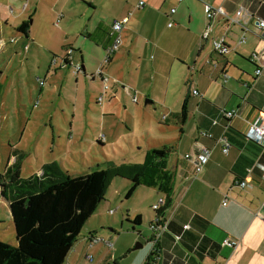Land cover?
Listing matches in <instances>:
<instances>
[{
  "label": "crops",
  "instance_id": "1",
  "mask_svg": "<svg viewBox=\"0 0 264 264\" xmlns=\"http://www.w3.org/2000/svg\"><path fill=\"white\" fill-rule=\"evenodd\" d=\"M139 1L143 6L136 8ZM206 5L221 7L231 17L242 7L252 18L243 27L218 15L208 22ZM129 14L121 45L104 67L113 93L105 94L110 106L101 109V117L111 115V99L120 91L131 102L136 97L132 104L141 96L144 105L167 112L180 132L172 166L168 167L173 155L166 154L167 142L151 149L165 152L173 190L162 216L167 228L150 264H264V148L246 136L250 123L258 117L264 121V30L256 26V20L264 21V0H0V112L8 95L14 104L21 95L22 83L15 74L21 70L15 63L22 58L32 60L43 73L42 80L36 79L42 93L49 86L65 98L72 86L74 90L84 86L86 92L97 90L100 95L102 84L95 69L112 43L114 22ZM208 23L212 31L203 39ZM24 24L25 34L19 31ZM221 37L229 48L225 56L212 46ZM65 61L80 64L74 78ZM257 69L261 76H255ZM194 90L202 97L194 96ZM186 97L187 118L179 124L175 115ZM74 101L77 104L76 97ZM221 110H237V116L225 121ZM169 116L162 121L166 123ZM2 118L9 126L6 113ZM70 127L72 132V122ZM220 138L229 144L227 154L221 151ZM97 141L104 144L106 139L100 135ZM202 147L211 151L210 159L196 175L185 156ZM13 162L11 156L8 165ZM246 178L250 187H239L237 183ZM0 202L9 209L1 197ZM176 235H181L179 241ZM96 238L94 233L85 237L84 248L99 243ZM227 239L236 246H224Z\"/></svg>",
  "mask_w": 264,
  "mask_h": 264
},
{
  "label": "rangeland",
  "instance_id": "2",
  "mask_svg": "<svg viewBox=\"0 0 264 264\" xmlns=\"http://www.w3.org/2000/svg\"><path fill=\"white\" fill-rule=\"evenodd\" d=\"M15 68L21 70L15 74L22 83V91L17 104H14L12 94L8 95L7 104L0 112V174L4 173L11 158L10 146L25 154L20 170L22 178L30 177L42 164L53 160L71 176L105 169L108 163L142 165L147 162L152 147H158L164 141L168 146L166 154L171 151L173 155L168 159V167L172 166L170 161L177 160L174 146L180 134L178 125L167 112L153 105H144L145 100L141 96H138L137 104H132L128 96L117 91L116 99H111V115L102 119L101 109L110 106L107 98L111 89L101 105L97 103L100 96L97 90L86 92L84 86L76 90L72 86L64 98L50 91L49 86L44 93L39 90L36 79L42 80L43 73L29 58H22L21 62L17 59ZM71 69L69 74L74 78ZM79 77L84 79L83 75ZM74 96L77 104L73 105ZM3 113L10 120L9 126L3 121ZM166 115L169 119L165 123L162 117ZM87 122H90L89 127ZM100 135L106 139L104 144L97 141ZM170 142L172 144H168ZM153 178L156 180L158 175L152 179L145 178L130 197H127L130 181L120 177L112 180L105 200L84 225L73 247L70 264L144 263L151 250L149 223L156 216L152 207L159 199H165L157 187L159 182L156 180L153 185ZM136 217H140V225L133 224ZM90 233H94L100 242L86 249L83 239ZM0 240L12 246L17 244L10 211L1 202ZM137 244L142 247L134 249ZM86 255H90L92 260L88 261ZM70 258L71 255L67 260Z\"/></svg>",
  "mask_w": 264,
  "mask_h": 264
},
{
  "label": "trees",
  "instance_id": "3",
  "mask_svg": "<svg viewBox=\"0 0 264 264\" xmlns=\"http://www.w3.org/2000/svg\"><path fill=\"white\" fill-rule=\"evenodd\" d=\"M19 31L25 34L27 24ZM186 102L187 97L175 115L179 124L187 118ZM10 148L14 162L0 174V197L8 203L17 244L0 240V264H65L84 225L105 200L116 177L130 181V197L145 178L158 175L157 187L165 195V205L155 212L163 216L170 206L173 175L167 170L164 151L151 150L142 165L108 163L105 169L78 176L69 175L58 162H50L42 166L40 175L22 178L25 154L15 146ZM140 223V217L133 220L134 225ZM152 253L144 264L153 262Z\"/></svg>",
  "mask_w": 264,
  "mask_h": 264
},
{
  "label": "built area",
  "instance_id": "4",
  "mask_svg": "<svg viewBox=\"0 0 264 264\" xmlns=\"http://www.w3.org/2000/svg\"><path fill=\"white\" fill-rule=\"evenodd\" d=\"M142 6H143V1H139L136 8H141ZM174 12H175V10L172 9L171 13L173 14ZM204 13H205V17L208 20V22H210L216 15H218L223 20H225V22H227L229 24L240 25L242 27L245 26L246 24H248V22L252 18L251 14L242 7L236 11L235 16H233V17L228 16L221 7L214 8L210 5H206L204 7ZM130 16H131V14L124 17L120 21L114 22V24L112 26V30H113L112 43L106 49L105 56H104L102 62L100 63L99 67L96 69V72L94 74V76H96L100 79L101 84H102V92L97 99V103L100 105L104 101L105 94L110 90V77L104 73V67L111 61V56L114 55L118 51V49L121 45V32L125 28L126 24L128 23ZM172 25H173L172 23L168 24L169 27ZM256 26L258 28L264 30V21L263 20H256ZM211 31H212L211 24L208 23L206 29L204 30V32L202 34V38L208 39L210 34H211ZM15 41H16L15 38L10 39V43H14ZM242 42H244V40H242ZM212 46H213L214 52H216L217 54H219L221 56H225L229 52V48L225 44L224 38H222V37L213 40ZM25 49H27V47H25ZM65 62H67V61H65ZM67 65H69L73 69V73L75 75L79 74V72L81 71L80 64L74 65V64L67 62ZM261 75H262V70L257 69L255 71V76L258 77ZM224 78H225V80H227L229 77L224 75ZM39 85L43 86L44 82H40ZM192 94L194 96H199L200 98L202 97V95L199 94L196 90L192 91ZM136 101H137L136 97H132V102L136 103ZM221 114H222V117L225 121H229V120H231L237 116V110H221ZM165 118L166 117H163V120ZM213 124H216V121H213ZM208 136H209V138H211V135H208ZM246 136L249 139L257 142L258 144H260L264 148V121H263L262 117H258L255 121H253L252 123L249 124V128L246 132ZM101 140H102V138H101ZM218 143L222 144V150H221L222 153L227 154L228 150H229V144L225 141V139L224 138L218 139ZM210 154H211V151L208 148L202 147V148H200L199 152L196 153L195 155H186L185 158L192 162L193 167H194V172L196 175H198L202 172L203 168L208 163V161L210 159ZM248 174H250V171H248ZM249 181H250V179L246 178L245 180L238 182L237 185L241 188L250 187ZM164 205H165V200L159 199V202L157 204H155L152 207V209L154 211L158 212L159 210H161V208ZM222 205L223 206L226 205V200H224ZM166 228H167L166 223L163 221L162 216H160L158 214L156 215L155 219L149 223V229L152 233V239H151L152 249H151V251L155 255L158 254V251H159L158 242L160 241L162 235L166 231ZM187 228H188V226H183V230H186ZM174 238L176 241H179L181 239V235H176ZM236 244L237 243L235 241L229 240V239H227L223 242L224 246H229L232 248L235 247ZM86 259L88 261H91L92 257L90 255H87ZM65 264H67V262Z\"/></svg>",
  "mask_w": 264,
  "mask_h": 264
},
{
  "label": "water",
  "instance_id": "5",
  "mask_svg": "<svg viewBox=\"0 0 264 264\" xmlns=\"http://www.w3.org/2000/svg\"><path fill=\"white\" fill-rule=\"evenodd\" d=\"M65 68V67H64ZM151 238H152V236H151ZM140 247H142L140 244H137L136 246H135V248L134 249H138V248H140ZM153 255H154V253H152V257H153ZM148 264H150V263H148Z\"/></svg>",
  "mask_w": 264,
  "mask_h": 264
}]
</instances>
